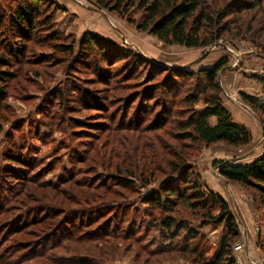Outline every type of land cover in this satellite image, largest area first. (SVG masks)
<instances>
[{"label":"rangeland","instance_id":"374dc122","mask_svg":"<svg viewBox=\"0 0 264 264\" xmlns=\"http://www.w3.org/2000/svg\"><path fill=\"white\" fill-rule=\"evenodd\" d=\"M49 1L51 22L44 26L46 8L35 19L34 38L22 46L23 58L0 106V173L16 174L7 179L16 195L0 198V264H81L82 257L87 264H198L192 253L169 247L157 227H141V215L121 218L127 200L146 208L140 194L166 183L181 149L178 157L190 158L203 186L231 206L238 224L231 245L237 264H264V193L226 180L213 166L215 160L249 163L264 153L261 117L241 95L264 103V82L258 79L264 76V0H201L214 15L223 13L221 24L229 27L207 48L166 44L140 30L142 11L136 5L121 13L97 0ZM11 4L17 0H0V10ZM87 31L120 52L96 47L85 55L80 41ZM224 56L229 63L219 73L222 99L226 107L233 100L241 104L227 108L250 129L252 140L238 148L224 142L198 147L179 136L191 113L183 98L197 88L196 78L183 80L179 94H169V72L154 71L152 62L196 72ZM11 148L23 156L25 173L6 160ZM130 178L137 181L124 186L122 179ZM145 180L151 184L144 186ZM174 215L199 217L182 205ZM143 218L146 225L153 219ZM80 219L82 225L69 229ZM214 227L202 228L213 247L224 231ZM238 243L244 246L236 250Z\"/></svg>","mask_w":264,"mask_h":264},{"label":"trees","instance_id":"16d2710c","mask_svg":"<svg viewBox=\"0 0 264 264\" xmlns=\"http://www.w3.org/2000/svg\"><path fill=\"white\" fill-rule=\"evenodd\" d=\"M97 3L103 8L121 13H124L121 11L124 6L136 5L142 11V19L137 27L140 30L148 31L170 45L207 48L216 43L229 30V27H223L221 24L223 13L217 12L214 15L202 4L201 0H97ZM49 4V0H17V4H11L15 6L8 5L0 10V106L7 97L9 81L15 74L14 68L23 58L25 50L23 51L22 46L34 38L35 19L43 16L46 8V15L43 17H46L47 21L44 26L51 22L52 7ZM48 28L51 29L52 36L58 38L59 32L54 29V26ZM20 44L21 46L17 47ZM109 45L104 38L88 31L80 41L82 53L85 55L90 54L91 49L96 47L106 49L108 47L115 54V51L120 52V49ZM70 48L73 50L72 47ZM122 54L134 55L131 52H122ZM141 61L144 62L145 59ZM228 63L229 58L224 56L212 66L200 68L195 72L152 62L154 71L169 72L171 76L169 81L173 83L169 94H179L183 80L196 78L195 86L197 88L194 90L192 88L183 98L186 104H191V113L181 124L182 130H184V133L179 135L181 140L189 139L198 147L224 142L238 148L251 142L250 129L234 119L232 112L225 106L222 99L219 73ZM177 78L183 79L178 80ZM258 79L264 82V76L258 77ZM241 95L242 100L261 117L264 125V103H260L254 96L245 92H242ZM199 103H202L201 107L196 108L195 106ZM2 122L0 119V133L3 130ZM13 144H17V142ZM6 154V160L9 163L20 166L18 170L22 173L26 172L27 169L21 167L24 161H22L23 156L20 153H12L11 148ZM182 154V149L175 153L176 156L173 154L176 162L170 164L165 184L162 182L158 187H152L140 194V201L147 204L146 208L141 211L139 205L132 203L135 199L127 200L125 203L123 201L125 210L121 214V218L125 222L129 217L141 215V227L146 226L147 228L150 224L157 227L162 240L168 242L169 247L178 248L185 253H192L195 258L198 257V264H237L231 253V245L238 237V224L231 211V206L222 195L203 186L198 175L194 174L190 158L188 156L178 157ZM213 166L219 168L220 174L226 180L250 185L259 193H264V153L249 163L215 160ZM13 172L4 170L0 173V178L4 180L0 181L2 187L0 198L4 201H10L16 195L14 194L16 189L7 183V179L16 178V174ZM130 176L135 177V174L130 172ZM122 180L124 186L131 187L137 178ZM149 184H151L150 180L143 182L144 186ZM180 205L195 211L199 217L193 218L194 220L179 219L174 213ZM150 208L151 211H149ZM146 214L153 218L150 223L147 222V225L143 223L145 222L143 215L146 216ZM78 223L72 222L69 229L73 228V224L75 226L82 225V219ZM134 224L130 222L129 226H134ZM206 225H214L216 229L222 225L224 228L220 241L214 247L207 239V234L202 231ZM136 229L138 228L134 226V230ZM68 230L66 229L65 232L70 234L71 232ZM105 231L107 230L104 229L102 233L104 234ZM111 231H107L109 235H111ZM76 235L74 238H77ZM179 237L181 239H178ZM55 259L58 260V258ZM80 263L87 264V258L82 257Z\"/></svg>","mask_w":264,"mask_h":264},{"label":"crops","instance_id":"0c3cea01","mask_svg":"<svg viewBox=\"0 0 264 264\" xmlns=\"http://www.w3.org/2000/svg\"><path fill=\"white\" fill-rule=\"evenodd\" d=\"M236 102H237V101L233 100V101H232V103L230 102L229 104H230V105H232V104H233V105H235V106L237 105V106H240V108H242V107H241V104H240V103H238V102L236 103ZM226 104H227V103H226ZM230 105H229V106H227V107H228L230 110H232V108H231V106H230ZM247 155H248V154H247ZM247 162H249V161H247Z\"/></svg>","mask_w":264,"mask_h":264},{"label":"built area","instance_id":"2783aa9c","mask_svg":"<svg viewBox=\"0 0 264 264\" xmlns=\"http://www.w3.org/2000/svg\"><path fill=\"white\" fill-rule=\"evenodd\" d=\"M243 246H244L243 243H238V244L235 246V249H236V250L242 249Z\"/></svg>","mask_w":264,"mask_h":264}]
</instances>
